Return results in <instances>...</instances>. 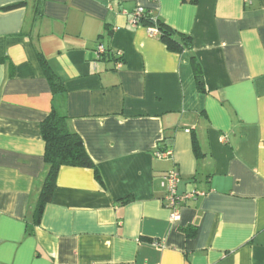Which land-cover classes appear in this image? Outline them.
Here are the masks:
<instances>
[{
	"label": "crops",
	"instance_id": "1",
	"mask_svg": "<svg viewBox=\"0 0 264 264\" xmlns=\"http://www.w3.org/2000/svg\"><path fill=\"white\" fill-rule=\"evenodd\" d=\"M53 109L101 180L62 167L36 224ZM0 264H264V0H0Z\"/></svg>",
	"mask_w": 264,
	"mask_h": 264
},
{
	"label": "trees",
	"instance_id": "2",
	"mask_svg": "<svg viewBox=\"0 0 264 264\" xmlns=\"http://www.w3.org/2000/svg\"><path fill=\"white\" fill-rule=\"evenodd\" d=\"M142 19L144 27L156 29L159 32L160 41L172 52L183 53L185 50L192 48L191 37L177 35L163 21L156 20L147 13L143 15ZM191 61L197 88L200 92H205L201 67L194 56H192ZM41 62L54 92H59L62 88L61 82L44 57H41ZM42 133L46 145L45 162L48 170L35 210L36 224H40L46 206L53 200L58 175L62 167L72 166L95 169V165L88 155L82 139L78 134L69 130L67 117L61 115L55 109L51 111L43 122ZM95 173L97 179L101 180L99 172L96 170ZM196 232V227L185 229L186 235L190 238L194 237Z\"/></svg>",
	"mask_w": 264,
	"mask_h": 264
},
{
	"label": "built area",
	"instance_id": "3",
	"mask_svg": "<svg viewBox=\"0 0 264 264\" xmlns=\"http://www.w3.org/2000/svg\"><path fill=\"white\" fill-rule=\"evenodd\" d=\"M146 13L144 8H138L135 13H134V18L132 20V24L135 25H139L142 21H143V15ZM149 32L152 35H158L159 36V32L156 29H149ZM97 53L99 55V57L105 56L107 54V50L103 47V45L98 46L97 48ZM157 157L159 158H166L172 155L171 151L168 150H159L158 153L156 154ZM166 181H167V185H168V195L166 197L167 200V204H168V208H170V210L173 212L172 217L174 220H178V218L180 217V210H179V206L180 204L186 199L189 198L190 196H179L177 194V185L180 181V177L177 173L175 172H170L167 176H166Z\"/></svg>",
	"mask_w": 264,
	"mask_h": 264
}]
</instances>
